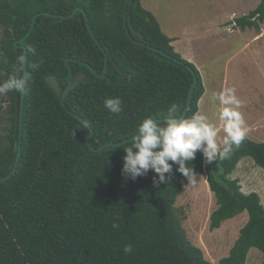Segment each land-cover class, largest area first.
<instances>
[{"label": "trees", "instance_id": "obj_1", "mask_svg": "<svg viewBox=\"0 0 264 264\" xmlns=\"http://www.w3.org/2000/svg\"><path fill=\"white\" fill-rule=\"evenodd\" d=\"M124 6L125 0H0V58L7 61L0 62V81L13 74L23 51H14L13 42L27 33L36 14L68 16L81 7L98 42L77 11L62 20L38 15L20 43L29 64L37 59L43 63L32 73L23 102L14 91L0 95V264H211L187 238L182 216L176 214L175 201L189 180L178 165L165 174L166 184L156 186L153 179L159 176L152 169L135 179L122 171L132 141L99 149L133 134L146 116L162 119L172 105L178 109L194 76L197 83L185 117L198 111L205 92L199 70L174 50L171 37L141 0L127 4L131 25L143 34L142 41L175 61L155 58L146 46L134 44L124 27ZM261 22L264 0L250 16L236 19L238 26L257 30ZM33 47L38 56L31 54ZM79 72L84 81L62 103L45 76L54 75L63 90L70 74ZM121 72L127 78L116 85ZM117 96L123 111L112 114L104 101ZM16 102L22 103L21 129ZM90 129L88 143L82 131ZM243 157L264 168V142L247 137L229 158L212 163L198 149L194 160L186 162L195 174H205L214 195L210 229L248 213L229 254L217 264H245L251 247L262 252L259 264H264L261 196L243 193L238 179L229 177ZM113 222L119 227L113 228ZM128 244L131 253L123 250Z\"/></svg>", "mask_w": 264, "mask_h": 264}, {"label": "rangeland", "instance_id": "obj_2", "mask_svg": "<svg viewBox=\"0 0 264 264\" xmlns=\"http://www.w3.org/2000/svg\"><path fill=\"white\" fill-rule=\"evenodd\" d=\"M260 1L141 0L157 17L165 34L179 37L174 50L199 66L206 95L201 98L198 111L219 126L218 102L210 101L211 94L234 86L236 95L244 102L240 110L249 127L247 137L264 142V22L258 30L236 24L238 17L250 16ZM223 135L221 129L218 136ZM240 162L243 163L239 173L235 175V169L229 177L242 180L243 193L257 190L264 205V168L257 166L251 157L241 158ZM205 177V174L190 177L174 206L176 214L182 216L180 223L187 238L211 264H217L229 254L248 213L243 211L210 229V214L216 202ZM261 260L262 252L251 247L245 264H259Z\"/></svg>", "mask_w": 264, "mask_h": 264}, {"label": "clouds", "instance_id": "obj_3", "mask_svg": "<svg viewBox=\"0 0 264 264\" xmlns=\"http://www.w3.org/2000/svg\"><path fill=\"white\" fill-rule=\"evenodd\" d=\"M30 51L33 56H38L34 47ZM0 62L7 61L0 58ZM42 63V59H37L29 64L26 56L19 57L13 74L0 81V95L13 91L26 94L32 73L38 71ZM210 101L214 104L218 102L216 115L219 126L200 111L190 117H182L175 105L168 109L163 120L157 121L153 115L146 116L138 124L131 146L125 149L122 171L135 179L152 169L159 176L158 181L153 179V184L158 186L168 182L165 174L172 171L173 164L178 165L177 171L182 175L194 179L195 172L186 162L194 160L198 149L202 150L206 163L229 158L233 150L239 148L247 138L249 131L240 110L244 102L236 95L234 86L212 92ZM104 107L112 114L123 111L122 100L118 96L105 99ZM221 129L224 133L222 138L218 136ZM112 227L118 228L119 225L113 222ZM123 250L131 253L133 247L128 244Z\"/></svg>", "mask_w": 264, "mask_h": 264}, {"label": "water", "instance_id": "obj_4", "mask_svg": "<svg viewBox=\"0 0 264 264\" xmlns=\"http://www.w3.org/2000/svg\"><path fill=\"white\" fill-rule=\"evenodd\" d=\"M133 0H125V8H124V14H123V21H124V27H125V30L127 32L128 35H130V33L133 35V37H131L132 41L134 42V44L138 45V46H146L151 52H150V55L155 57V58H158L160 60H166L167 62H173L175 60H171V57L163 52H159L158 50L150 47L149 45H147L144 41V37H143V34L140 33L139 31H137L130 23L129 19H128V16L126 14V8H127V4L128 6L130 7L131 4H132ZM77 11H81L83 13L82 16H80V21L83 25L86 26V28L88 29V32L89 34L91 35V37L95 40V42H97V39L95 38L94 34L92 33V31L90 30V26L87 22V17L85 15V12L83 11V9L81 7H75L74 9H72L70 15L66 16V15H61V14H50L48 12H42V13H39V14H36L34 16H32L31 18V26L29 28V30L27 31V33L15 40L13 42V50L14 51H17L18 48L22 47L23 48V51H22V56H26L27 57V51H26V48L21 45L20 43L29 35V33L31 32L32 30V27L34 25V22H35V19L38 15H44L46 17H52L54 19H57V20H62L66 17H73ZM98 44V42H97ZM102 50H104V48L101 47ZM105 63H104V69H103V73L100 75V77H107L106 76V73H107V56L105 55ZM65 65L68 66V60H65ZM115 66V65H114ZM113 66V67H114ZM113 69V68H111ZM110 69V70H111ZM82 73L80 74H77L73 76L70 74V77H69V80H68V83L66 84L65 88L62 90L61 89V85L58 81V79L54 76V75H47L45 76V81L46 83L51 87V89L56 93V95L59 97V99L61 100V102L63 103L64 101V98L65 96L68 94V92L72 89H74L78 84L79 82H83L84 81V78L82 77ZM99 76V75H98ZM108 80L112 81L110 78H108ZM122 81L121 79H118L117 81H115L114 83L116 85L120 84ZM196 83H197V78L196 76H194V79H193V82L189 88V92H188V95H187V99H186V102L181 104L177 111L179 112V114L183 117L186 115L187 111L189 110L190 108V102H191V98H192V94H193V91H194V88L196 86ZM23 97H24V94H21L20 96V99H21V102H23ZM22 112H23V109H22V103H18L16 102V116L18 118V123H19V127L20 129L22 128ZM73 116L75 118H78L79 121L81 122H84L80 117H78L76 114H73ZM164 118L162 119H156L157 121H160V120H163ZM82 131V130H81ZM137 131H134V133H136ZM82 134L84 135V137L86 138V141L89 143V138L92 134V130L90 129V132L89 133H86L84 131H82ZM133 134L129 133V134H126L124 136H120L116 139L115 142L113 143H108L106 145H103L100 148L104 147V146H107V145H119V144H123V143H126V142H129V141H132V137H133ZM17 160H18V156H17ZM16 160V162H17ZM14 171V169H13ZM5 179V178H3Z\"/></svg>", "mask_w": 264, "mask_h": 264}, {"label": "crops", "instance_id": "obj_5", "mask_svg": "<svg viewBox=\"0 0 264 264\" xmlns=\"http://www.w3.org/2000/svg\"><path fill=\"white\" fill-rule=\"evenodd\" d=\"M168 36L171 37V39H172L171 44H172L173 47H174L175 42L178 40L179 37L176 36V35H174V36H170V35H168ZM188 48L191 49L190 47H188ZM185 50H188V49H185ZM175 51H176V50H175ZM181 56H182L183 58H186L185 55H182V54H181ZM193 64L196 66L195 63H193ZM196 68L199 70V66H198V67L196 66ZM200 74H201V73H200ZM201 76H202V75H201ZM203 83H204V82H203ZM204 95H206L205 92H204L203 96H204ZM203 96H202V97H203ZM202 97H201V98H202ZM201 98H200V100H199L200 103H199V105H198V109H199V106L201 105ZM203 101H204V98H203ZM242 163H243V162H240V163L238 162V164H237V166H236V170H237V171H236L235 175L239 173V171H240L239 168H240V166H241ZM232 178H237V177L234 176V177H232ZM238 180H240L239 185H240V187L243 189L242 180H241L239 177H238ZM245 186H246V184L244 185V187H245ZM253 191L258 192L257 190H253ZM250 192H251V191H250ZM261 196H262V195H261Z\"/></svg>", "mask_w": 264, "mask_h": 264}, {"label": "flooded vegetation", "instance_id": "obj_6", "mask_svg": "<svg viewBox=\"0 0 264 264\" xmlns=\"http://www.w3.org/2000/svg\"><path fill=\"white\" fill-rule=\"evenodd\" d=\"M79 73H82V72H79ZM78 73V74H79ZM83 78H85L84 74L82 75ZM127 77H126V74L121 72V74L119 75L118 79H121V81L125 80Z\"/></svg>", "mask_w": 264, "mask_h": 264}]
</instances>
